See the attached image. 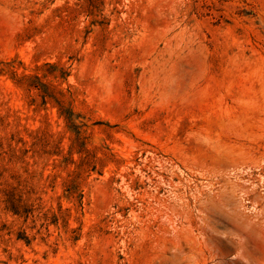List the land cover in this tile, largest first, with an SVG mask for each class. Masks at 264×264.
<instances>
[{
  "label": "rangeland",
  "instance_id": "rangeland-1",
  "mask_svg": "<svg viewBox=\"0 0 264 264\" xmlns=\"http://www.w3.org/2000/svg\"><path fill=\"white\" fill-rule=\"evenodd\" d=\"M0 264H264V0H0Z\"/></svg>",
  "mask_w": 264,
  "mask_h": 264
}]
</instances>
